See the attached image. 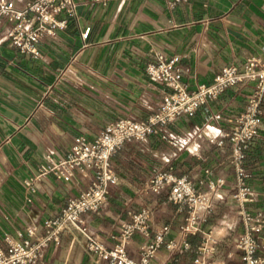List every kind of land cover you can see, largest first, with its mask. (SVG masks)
<instances>
[{
	"label": "crops",
	"instance_id": "0c3cea01",
	"mask_svg": "<svg viewBox=\"0 0 264 264\" xmlns=\"http://www.w3.org/2000/svg\"><path fill=\"white\" fill-rule=\"evenodd\" d=\"M14 1L19 7L27 2ZM76 1L77 17H69L56 36L41 41L40 57L8 42L0 46V246L6 234L17 237L30 225L44 232V221L94 178L92 172H76L64 181L49 173L36 181L32 194L25 180L42 165L63 158L78 136L95 140L118 119H145L158 110L169 88L149 78V61L158 55L175 58L182 82L196 88L211 82L225 65L243 67L251 55L264 59V0H182L175 5L173 0ZM86 29L90 30L84 35ZM253 86H232L194 115L178 117L168 125L172 141L160 134L128 141L112 159L118 181L110 188L108 206L84 216L91 231L113 245L129 211L148 207L153 211L151 236L136 234L129 253L138 257L161 225L171 228L167 241L180 239L187 210L169 200V190L154 194L146 189L152 171L163 167L190 177L200 191L207 189L209 180L226 178L224 198L216 203L205 228L216 227L221 233L218 251L228 243L231 248L234 238L227 234L234 227L242 232L243 221L240 210L231 205L236 176L227 159L229 149L219 146L215 135L226 138L232 131ZM245 165L252 173L251 185L264 192V114ZM249 208H264V203ZM188 240L196 247L202 235L191 234ZM87 244L86 235L70 226L61 243L51 246L36 264H108ZM196 256L192 250L171 252L163 246L152 264H194ZM228 264L245 263L235 252Z\"/></svg>",
	"mask_w": 264,
	"mask_h": 264
},
{
	"label": "built area",
	"instance_id": "2783aa9c",
	"mask_svg": "<svg viewBox=\"0 0 264 264\" xmlns=\"http://www.w3.org/2000/svg\"><path fill=\"white\" fill-rule=\"evenodd\" d=\"M106 3L105 0H97ZM182 0H173L172 5ZM76 0H27L23 7L14 0H0V46L8 42L23 53L38 58L39 44L46 36H56L67 26L69 17H77ZM66 15L61 18L60 15ZM86 29L84 35L89 33ZM149 78L169 88L158 110L145 119L125 117L108 124L95 140L78 136L71 150L61 159L42 165L25 184L32 194L36 181L52 173L57 179L70 181L76 172H92L91 184L77 195L69 197L61 211L47 218L44 232L37 225L27 227L19 236L6 234L0 246V264H36L42 261L51 246L61 243L62 233L70 226L77 227L87 237L89 251L99 261L108 264H152L156 252L165 246L169 251L183 248L197 254L194 264H228L235 252L241 254L245 264H264V208H249L250 204L264 203V192L257 191L250 183L252 173L245 165L250 143L259 134L264 109V59L249 56L243 67L225 65L214 79L190 88L181 80V69L176 59L158 55L145 66ZM253 82L245 110L236 118L232 131L226 138L215 135L219 146L229 149L228 162L235 170V183L231 192V205L238 208L243 221V231L233 239L232 248L222 258H215L221 233L216 227L205 228L216 203L224 198L222 189L227 180L223 176L207 182V189L200 191L194 181L184 175L177 176L171 168H155L146 189L154 194L169 190V200L187 210L185 222L180 226V239L167 241L170 226L158 227L152 240L145 243L138 257L128 251V244L136 234L151 236L153 211L144 207L129 211L116 235V243L107 245L93 233L85 214L99 212L109 204L110 188L118 181L112 167L113 157L128 141H143L152 134H160L172 141L168 125L181 115H194L210 101L219 100L232 86ZM32 201V197L28 198ZM202 235L201 243L194 247L188 237Z\"/></svg>",
	"mask_w": 264,
	"mask_h": 264
},
{
	"label": "rangeland",
	"instance_id": "374dc122",
	"mask_svg": "<svg viewBox=\"0 0 264 264\" xmlns=\"http://www.w3.org/2000/svg\"><path fill=\"white\" fill-rule=\"evenodd\" d=\"M224 227H225L224 225H220L218 228H224ZM233 227H234V226H233ZM229 231H231V229H230ZM240 232H241V231L238 229V227H234V231H233V232H229L227 235H229V237L233 239V238H234L235 236H237ZM229 245H230L229 243H228L227 245H223L219 251L217 250L216 253L219 254V252H225L226 249H231L232 246H231V248H230ZM217 254H215V255H217Z\"/></svg>",
	"mask_w": 264,
	"mask_h": 264
}]
</instances>
